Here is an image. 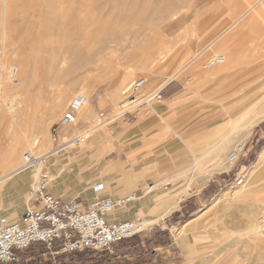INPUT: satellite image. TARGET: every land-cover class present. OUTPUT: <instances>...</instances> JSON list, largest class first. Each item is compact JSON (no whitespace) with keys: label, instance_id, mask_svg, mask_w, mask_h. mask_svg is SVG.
Here are the masks:
<instances>
[{"label":"rangeland","instance_id":"rangeland-1","mask_svg":"<svg viewBox=\"0 0 264 264\" xmlns=\"http://www.w3.org/2000/svg\"><path fill=\"white\" fill-rule=\"evenodd\" d=\"M162 1L0 0V85L6 81V67H14V72L7 80L8 89L0 88V96L3 99L12 96L18 111L16 124H11L6 134L0 128V148H7L18 141L25 130H32L38 145L30 147L20 142L18 147L22 148L21 154L33 152L37 156L39 147L40 152L63 148L68 143L61 141V147L58 144V129L62 127L59 120L66 110L72 108L77 95L81 94L87 104L81 109L77 108V125L71 130L81 134L93 127L85 118L88 111L97 117L111 112V117H114L124 91L139 77L147 79L141 95L164 87V98L179 91L192 99L211 101L210 98L223 97L235 100L232 105L236 107L228 111L231 119L248 104L250 106L263 97L264 91L260 90L261 94L250 103L243 101L254 93H245L250 90L253 81L264 75V0H178L163 15H159L155 7L158 4L161 6ZM254 3L255 6L250 8ZM253 13L255 18L249 23L248 18ZM121 15L136 16L137 24L124 20ZM245 19L249 24H245ZM146 23L148 27L142 32L140 26ZM243 25L250 26L247 29ZM115 36L121 38L118 44H114ZM103 41L107 44L101 50ZM212 44L213 51L206 47ZM258 47L262 49V56L258 55ZM251 51L259 57L255 56L256 59L250 54ZM73 54H82L90 60L76 64ZM214 54H222L227 59L240 57V63L226 73V79L221 77L206 81L201 91L196 85L197 76L192 65L200 62L201 70L208 71L210 68L203 66ZM64 55H67L65 61ZM238 69H243L242 73L234 75L233 71ZM174 73H178L176 77L166 80ZM213 85L216 88H212ZM34 100L38 104L34 110H29L28 103ZM9 121L7 116L5 128ZM257 125L234 131L241 137L242 134L246 136L249 130H257L247 138L239 153L237 149L232 153L237 155L232 164H227L231 170L214 189L222 196L223 203L239 201L237 219L245 224L244 228L238 230V243L230 248L222 264H264V201L258 211H253L244 203L243 195L238 190L240 185L237 184L239 179L247 177L252 169L249 167L264 147V118ZM54 133L55 141L52 140ZM47 154L50 155L49 152ZM263 158L264 152L260 159ZM3 166L0 163V175L10 170ZM43 170L41 163L39 173H45ZM38 178L26 179L14 187L3 182L1 201L9 207L19 199L21 201L24 191L27 193L29 186ZM180 199L184 201V197ZM183 214L180 219L188 215L185 212ZM176 220V216L171 218V222ZM144 222L147 221L144 219ZM148 224L145 223L146 228L142 232L110 249L78 251L82 254L79 262L83 260L82 264H101L98 261L106 253L110 256L106 257L110 259L107 264H166L171 254V234L158 225ZM46 250L32 246L19 251L16 259L7 264H63L64 260L68 263L62 257L66 254L58 255Z\"/></svg>","mask_w":264,"mask_h":264},{"label":"crops","instance_id":"crops-1","mask_svg":"<svg viewBox=\"0 0 264 264\" xmlns=\"http://www.w3.org/2000/svg\"><path fill=\"white\" fill-rule=\"evenodd\" d=\"M160 89L161 99L123 116L108 112L97 117L88 111L85 118L93 127L86 130L87 138L43 159V174L51 181L46 180L47 187L61 199L76 198L82 205L95 197L135 194L126 207L106 215L108 222L140 217L167 229L171 254L166 264H222L245 224L237 219L239 201L223 203L214 189L231 170L229 155L237 147L239 153L257 130L238 138L234 121L244 108L231 119L228 111L235 100L192 99L179 91L164 98V87ZM75 125L77 121L58 129V144L63 136L75 134ZM263 152L264 147L249 167L255 166L254 172L249 170L237 183L253 211L264 201ZM96 183L103 185L98 192ZM25 193L11 207L0 199L1 214L19 218L27 205ZM183 212L188 215L180 219ZM173 216L178 220L171 222Z\"/></svg>","mask_w":264,"mask_h":264},{"label":"built area","instance_id":"built-area-1","mask_svg":"<svg viewBox=\"0 0 264 264\" xmlns=\"http://www.w3.org/2000/svg\"><path fill=\"white\" fill-rule=\"evenodd\" d=\"M222 58L215 56L205 66L220 63ZM147 79H134L124 91L123 99L118 103L117 116L135 112L144 103L161 99V89L141 95ZM85 103L86 100H83ZM66 110L59 120L61 126H68L77 121V107ZM76 137L75 139H77ZM56 140V133L52 135ZM236 155L230 154L228 163L232 164ZM36 159L31 152L24 154L26 163ZM4 177L0 175V189ZM103 188L102 183L93 185L95 192ZM150 187L146 188L149 191ZM135 194L125 197H95L85 205L76 198L61 199L47 187L45 176L34 181L32 188L26 193V209L19 218L10 219L0 212V263H9L16 259L17 251L32 247L36 243L55 254H67L85 249L102 251L110 249L120 241L142 232L145 227L143 218L136 217L123 221L108 222L106 215L114 210L122 209L135 198ZM31 202V205L29 203ZM55 245L57 249L54 250Z\"/></svg>","mask_w":264,"mask_h":264},{"label":"bare ground","instance_id":"bare-ground-1","mask_svg":"<svg viewBox=\"0 0 264 264\" xmlns=\"http://www.w3.org/2000/svg\"><path fill=\"white\" fill-rule=\"evenodd\" d=\"M106 1V0H105ZM176 1H178V0H163L162 1V4H161V6L158 4V7H155V10H157V11H159L158 13H160L159 15H163L167 10H168V8L169 7H171ZM251 1V0H250ZM249 1V2H250ZM254 1H256V0H254ZM247 2V1H246ZM248 3V2H247ZM257 3V2H256ZM248 5H250L249 3H248ZM255 6V3H254V5L252 4L251 6H250V8H253ZM258 10V9H257ZM256 10V11H257ZM259 11V10H258ZM257 11V12H258ZM157 15V14H156ZM158 16V15H157ZM255 16V14L253 13V14H251L250 16H249V18H248V22L249 23H251V21L255 18L254 17ZM121 17L124 19V20H126V21H129V22H131L132 24H137V17L136 16H131V15H128V17L127 16H122L121 15ZM119 18V17H118ZM160 18V17H159ZM233 18V17H232ZM239 18V17H238ZM241 20H242V18H241ZM150 22H152V20L150 21ZM154 22V21H153ZM241 22H243V21H241ZM244 22H245V24L247 23V20L245 19L244 20ZM244 22H243V24H244ZM125 23V22H124ZM147 23H148V21H147ZM142 24L141 26H140V29H142L141 31L143 32V29H146L147 27H148V24ZM249 23H247V24H249ZM246 24V25H247ZM246 25H243V26H246ZM250 26V25H249ZM249 26H246L247 27V29H248V27ZM150 28V27H149ZM254 28V26L252 25V28L251 29H253ZM244 29V28H243ZM250 29V28H249ZM241 30H242V28H241ZM240 30V31H241ZM140 31V32H141ZM239 31V30H238ZM252 31V30H251ZM128 33V32H127ZM130 34V33H129ZM128 34V35H129ZM134 34V33H133ZM233 34V33H232ZM243 34V33H242ZM236 35V34H235ZM251 35V34H250ZM259 35V34H258ZM121 36V34L119 35V37ZM124 36V35H123ZM130 36H134L135 37V35H130ZM233 36V35H232ZM236 36H238V35H236ZM235 36V37H236ZM253 36H255V35H253ZM253 36H251V39L253 40ZM121 38H122V36H121ZM121 38H117L116 36H115V38H114V44H118V42L121 40ZM254 38H256V37H254ZM236 39V38H235ZM124 40V39H123ZM220 40V39H219ZM250 40V39H249ZM248 40V41H249ZM258 40H260V39H258ZM251 41V40H250ZM217 42V41H216ZM216 42L214 43V44H216ZM227 42V41H226ZM230 42V41H229ZM257 42V41H256ZM261 42V41H260ZM242 43V42H241ZM263 43V42H262ZM107 44V42L105 41H103V42H101V47H100V49L102 50L104 47H105V45ZM224 44V43H223ZM232 44H233V42H232ZM232 44H231V46H232ZM247 44V43H246ZM243 45V44H242ZM247 45H249V44H247ZM219 46V45H218ZM225 46V45H224ZM255 46L257 47V44H255ZM262 46V45H261ZM206 47H208V49H211L212 50V47H213V44L211 45V46H209V45H207ZM217 47V46H216ZM216 47H215V49H216ZM240 47H241V45H240ZM255 47V48H256ZM260 47V46H259ZM258 47V48H259ZM238 48V47H237ZM251 48H254V47H251ZM254 48V49H255ZM230 49H231V47H230ZM229 49V50H230ZM236 49V48H235ZM260 49V48H259ZM256 50H257V48H256ZM261 50L262 49H260L259 50V53H258V55H260V52H261ZM213 51V50H212ZM215 51V50H214ZM240 51V50H239ZM255 51V50H254ZM227 52V51H226ZM252 52V51H251ZM255 52H258V51H255ZM255 52H252V53H250L251 55H253L254 57L255 56H257V54L255 53ZM232 53V52H231ZM235 53V52H234ZM240 53V52H239ZM243 53H244V51H243ZM254 53V54H253ZM230 54V53H229ZM229 54H225V55H228L229 56ZM263 54V53H262ZM74 56H73V59H74V63H76V64H80V63H82V62H87V61H89L90 60V58H86V56H83L82 54H73ZM233 56V54H230V56ZM236 55H239L238 53H236ZM244 55H245V53L243 54V57H244ZM250 55V56H251ZM66 56L67 55H64V57H63V60L65 61V59H66ZM215 56H220L221 58H222V61L220 62V63H213V64H211L210 66H208V65H204L203 67H205V68H210V69H208V71H202L201 70V67H200V62H196L194 65H192L193 67H192V70L194 71H196L195 72V74H196V76H197V82H196V85H197V87L202 91L203 89V87L202 86H204V84H206L207 82L206 81H209L210 82V80H215V79H217V78H221V77H225L226 76V73H229L230 71H231V69L232 68H234V66L236 65H238L239 63H240V57L239 58H237V59H232V58H225L224 57V55H222V54H214L213 56H212V58H210L209 60H208V62H212V60L214 59V57ZM229 56V57H230ZM240 56V55H239ZM247 56V55H246ZM260 56H262V55H260ZM264 56V55H263ZM235 57V56H234ZM238 57V56H237ZM252 57V56H251ZM257 57H259V56H257ZM57 58V57H56ZM246 58L247 57H245V60H246ZM256 58V57H255ZM61 59V58H60ZM244 59V58H243ZM257 59V58H256ZM62 60V61H63ZM160 60V59H159ZM192 60V59H191ZM253 60V59H252ZM255 60H253V62H254ZM191 62V61H190ZM249 62V61H248ZM264 62V61H263ZM189 63V62H188ZM256 63V62H255ZM250 64H251V62H250ZM253 65H254V63H252ZM6 69H8V71L6 72L5 71V74H6V81H2L1 82V85H0V88H1V90L2 89H4V90H6V89H8V84H7V80L9 79V76H10V74L12 73V72H14V67H6ZM5 69V70H6ZM242 71H243V69H238V70H236V71H233V74L234 75H239V74H241L242 73ZM177 74L178 73H174V74H172V75H170V76H168L167 77V79L166 80H169V79H172L173 77H176L177 76ZM228 76V75H227ZM231 77V76H230ZM233 77V76H232ZM224 79H226V78H224ZM165 80V81H166ZM121 83H122V81H121ZM164 83L165 82H163L161 85L163 86L164 85ZM211 84V83H210ZM160 85V86H161ZM202 87V88H201ZM211 88V87H210ZM212 88H216L214 85L212 86ZM211 88V90H214V89H212ZM249 88V87H248ZM250 90H248V91H246L245 93H247V92H250V91H254V93H252L251 95H249L248 97H246L243 101H248L247 102V104L248 103H250L251 101H253L259 94H261L260 93V90H263L264 91V75H262V76H259V78L258 79H256L255 81H253V84H252V86L249 88ZM2 96V95H1ZM0 96V128H2V133H4V134H6V132H7V130H9L10 129V126H11V124H13V123H15L16 124V119L15 118H17L18 117V111H17V105H16V101H15V99L12 97V96H8V98H5V99H3L2 97ZM83 100H86L81 94H79V95H77L76 97H75V99H74V102H75V105L76 106H78L77 108L78 109H81V107H83V105H85L86 103H87V101L85 102V103H82V102H84ZM35 101V100H34ZM32 101V102H29L28 103V109L29 110H34V108L37 106V102L35 101ZM243 101H241V102H243ZM236 105H238V103L236 104ZM234 107H236L235 105H234ZM244 107V106H243ZM27 109V110H28ZM37 110V109H36ZM244 112L241 114V117H239V118H237L235 121H234V126H235V128H234V131H242V130H244V129H247V128H249V127H251V126H253V125H255V124H257L258 122H260L263 118H264V95H263V97L260 99V100H258V101H256V102H254V103H252L250 106H249V104L246 106V107H244ZM32 112V111H31ZM30 112V113H31ZM30 115V114H29ZM31 115H32V113H31ZM7 116L10 118V121H9V124H8V126L5 128L4 126H6L7 124H5V123H7L6 122V120H7ZM32 121H34L33 119H32ZM233 121V120H232ZM68 126H70V125H68ZM67 126V127H68ZM18 127V126H17ZM230 128V127H229ZM5 129H6V131H5ZM232 130V129H231ZM44 132V131H43ZM88 133L89 132H87V131H83L81 134H74L73 136H63V140H62V143H68L69 145H73V144H75V142L76 141H78V140H82V139H85V138H87V136H88ZM9 134V133H8ZM79 135V136H78ZM242 136L244 137L245 135H243L242 134ZM0 137H1V135H0ZM40 137V136H39ZM76 137H78L77 139H75ZM14 138V137H13ZM240 138V137H239ZM242 138V137H241ZM225 141H227L226 139H225ZM239 141V140H238ZM12 142V141H11ZM20 142H24V143H26V145L27 146H32V147H34V146H36V145H38V140L36 139V136L32 133V130H25L24 132H23V134L20 136V139L17 141H14L13 142V144L11 143L10 144V146L9 147H7V148H0V163H2V165H4V166H7V168H10V170L9 171H6L2 176L4 177V181L3 182H5V183H8V185L10 186V187H14V186H16V185H20V184H22V182H25V180L26 179H29V178H34V177H36V176H41V175H39L40 173H39V170H40V167H41V163H42V161H43V159H44V157H46L48 154V152L50 153V154H56L57 152H58V148H56V149H54V150H48V151H46V152H40L39 151V148H38V152L37 153H39L37 156H34V153L33 152H31V155H33V157L36 159L34 162H29V163H26L25 161H24V154L25 153H22L21 154V150H22V148H19L18 147V145H19V143ZM239 143V142H238ZM240 143H242V141H240ZM220 144H222V143H220ZM223 144H225V143H223ZM63 144H60L59 146L61 147ZM239 146V145H238ZM41 147H42V145H41ZM237 150H238V147L236 148ZM235 149V150H236ZM41 150V149H40ZM22 156V157H21ZM262 157V154H260V158ZM22 158V159H21ZM3 166V167H4ZM254 167L255 166H253L252 167V172H253V170H254ZM6 168V167H5ZM214 170V169H213ZM250 170V171H251ZM210 172V171H209ZM252 174V173H251ZM32 186H33V183L29 186V188H28V191L32 188ZM25 209H26V207H24V210L23 211H25ZM145 223H147V222H145ZM261 234H263L262 232H261ZM263 236H264V234H263Z\"/></svg>","mask_w":264,"mask_h":264},{"label":"trees","instance_id":"trees-1","mask_svg":"<svg viewBox=\"0 0 264 264\" xmlns=\"http://www.w3.org/2000/svg\"><path fill=\"white\" fill-rule=\"evenodd\" d=\"M126 240V239H125ZM124 240L120 241L119 243L123 242ZM34 247L35 246H39V247H42L46 250V248L43 246V244L41 243H36L33 245ZM29 249V248H27ZM27 249H24V250H27ZM57 249V246L55 245V248L54 250ZM85 250H88V249H85ZM85 250H82V251H85ZM20 251H23V250H20ZM47 251V250H46ZM103 251V250H102ZM19 253V251H17V254ZM60 254V253H59ZM58 254V255H59ZM82 254L78 253V251H74V252H70L69 254L67 253L65 256H62V257H65L68 261V263H66L64 260L63 264H82L81 262H83V260L81 262H79L81 259H80V256ZM101 255V254H100ZM104 255V256H103ZM102 258L98 261V263H101V264H107V262L110 261V259H107L106 257H110L109 255H107L106 253H103L102 255ZM76 257V258H74ZM105 257V258H103ZM0 264H7V263H0ZM35 264H48V262H36Z\"/></svg>","mask_w":264,"mask_h":264}]
</instances>
